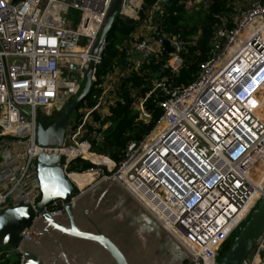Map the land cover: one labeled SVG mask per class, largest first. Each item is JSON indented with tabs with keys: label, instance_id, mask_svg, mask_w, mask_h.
Segmentation results:
<instances>
[{
	"label": "built area",
	"instance_id": "1",
	"mask_svg": "<svg viewBox=\"0 0 264 264\" xmlns=\"http://www.w3.org/2000/svg\"><path fill=\"white\" fill-rule=\"evenodd\" d=\"M112 1L0 0V211L40 199L39 114L55 110L62 69L76 66L69 87L75 95L92 59V104L73 112L75 121L71 124L70 119L60 148L65 173H73L67 167L77 159L90 161L93 167L74 173H97L92 182L114 178L186 248L193 264H218L223 244L264 196V99L259 92V85L264 86V0H232L236 17L230 26L225 17L215 25L210 55L188 85L168 83L184 63L179 34L160 28L168 0H156L143 15V0H122L119 15L139 21L126 64L96 77L105 40L95 56L90 52ZM70 7L81 11L75 27L67 19ZM161 40L169 42L171 52L164 53ZM162 54L167 58L159 71L147 77L150 90L133 105L138 119L148 123L151 115L144 101L160 91L161 115L145 135L126 141L119 161L96 153L92 146L101 144L99 136L109 126L101 121L116 99L108 83L116 76L118 82L132 73L140 76L143 65ZM86 154H99L106 161L93 163ZM47 209L51 214L64 210L60 200ZM35 236L29 225L17 244L0 248V259L15 255L24 264L20 243ZM263 247L264 232L243 264H256Z\"/></svg>",
	"mask_w": 264,
	"mask_h": 264
},
{
	"label": "water",
	"instance_id": "2",
	"mask_svg": "<svg viewBox=\"0 0 264 264\" xmlns=\"http://www.w3.org/2000/svg\"><path fill=\"white\" fill-rule=\"evenodd\" d=\"M122 0H113L91 55L111 30ZM164 53L172 51L161 40ZM94 61L88 63L79 93L48 126L37 122L36 138L41 192L34 205L9 206L0 211V248L15 245L29 225L35 238L22 240L24 264H193L189 252L117 180H97L82 192L69 179L60 148L73 112L91 89ZM88 140L94 142V136ZM99 140H104L100 135ZM60 200L62 214H51V202ZM264 232V196L235 235L218 264H243Z\"/></svg>",
	"mask_w": 264,
	"mask_h": 264
},
{
	"label": "trees",
	"instance_id": "3",
	"mask_svg": "<svg viewBox=\"0 0 264 264\" xmlns=\"http://www.w3.org/2000/svg\"><path fill=\"white\" fill-rule=\"evenodd\" d=\"M155 1L143 0L139 14L143 15V11L149 10ZM188 1L192 0H168V3L164 6V14L161 18V30L167 33L179 34L184 44L182 51L183 66L177 75L168 77V83L172 85H188L195 79L200 63L205 61L210 55V40L215 25L222 18H228L229 12L232 10V0H206V8L196 12V20L191 23L190 21L193 19L190 18L191 15L185 8V3ZM231 24L230 22L228 26ZM138 25L139 21H135L132 18L119 14L116 16L111 30L105 36L101 61L96 65L97 78L112 71L115 66L118 68L125 66L131 33ZM166 58L167 55L165 54L159 55V58H152L148 64L143 65L140 69V76L132 73L119 81L116 99L109 108L110 115L104 117L101 121V124L111 122L110 124L113 123V126L111 129V126H108L109 128L107 127L103 131L104 140L101 144L92 146L94 151L96 149V153L107 155L114 161H119L122 158L121 151L125 147L126 141L140 138L161 115L162 111L158 105V100L162 99L160 91L152 93L144 101V107L151 115V120L148 123L138 119V111L133 105L136 98H143L150 90V82H147V77L151 73L159 71L160 65ZM159 73L163 75L167 72L162 71ZM134 91L135 93H133ZM93 92L94 88L91 87L89 93L75 111L85 104H92L91 97ZM94 116L97 120L98 115L94 114ZM51 122L49 121L45 126H48ZM99 154H86V156L91 158L93 163L99 164L106 161L105 157L103 158ZM90 167H93L90 161L77 159L70 163L67 167V172H81ZM231 242L232 240L230 239L223 244L219 251L220 257L228 249ZM0 264H18V260L15 255H11L8 258L0 259Z\"/></svg>",
	"mask_w": 264,
	"mask_h": 264
},
{
	"label": "rangeland",
	"instance_id": "4",
	"mask_svg": "<svg viewBox=\"0 0 264 264\" xmlns=\"http://www.w3.org/2000/svg\"><path fill=\"white\" fill-rule=\"evenodd\" d=\"M206 5H207L206 0H192V1H188L186 3L185 8L187 9L188 13L191 15L190 18L193 19L192 21H190L191 23H193L196 20L195 13L198 12V11H201V10L205 9L206 8ZM236 15H237V5L236 6L235 5H232V10H231V12H229V17L227 18V20L228 21L233 20L236 17ZM80 16H81V11L80 10H78L76 8H73V7H70L69 8V10L67 12V19H68V22L71 24L72 27H75L76 25H78V23L80 21ZM254 26L255 25H253V27ZM83 41H84V39L81 38L80 39L79 46H82ZM75 68H76V66L74 64H72L70 71L67 70L66 68H63L62 69V71H61V77H60L61 86H60L59 99L56 101L55 110L52 111L48 116H44L43 114H39V119H40V121L42 122V124L44 126L49 121H53L58 114H61V112L63 111V109L74 98V95L70 92L69 87L72 85L73 80L76 78V75L73 74V72L75 71L74 70ZM118 79L119 78L116 76L115 79H114V81L111 82V84L108 83V85H110V88H111V90H110L109 93L111 94V96H113L112 98H116V93L115 92H117L118 85H119ZM82 84H83V82H82ZM81 87H82V85L79 86V89ZM75 117H76V113L71 118V121H70L71 124L75 121ZM107 123L110 124L111 122H107ZM112 126H113V123L109 125L110 129L112 128ZM147 131H145L142 135H145ZM142 135H141V137H142ZM95 151H96V149H95ZM121 152H122V157H123L124 154H125V148H123V150ZM108 158L111 159L110 157H108ZM93 166H94V164H93ZM93 183H95V182H92V183L88 184L83 189L88 188ZM248 218L235 230V232L233 233V235L228 240H230V239L233 240V238L235 237V235L239 232L240 228L245 224V222L248 220ZM5 247H7V246H5ZM252 251L250 252V254L252 253ZM248 256H247V258H248Z\"/></svg>",
	"mask_w": 264,
	"mask_h": 264
},
{
	"label": "bare ground",
	"instance_id": "5",
	"mask_svg": "<svg viewBox=\"0 0 264 264\" xmlns=\"http://www.w3.org/2000/svg\"><path fill=\"white\" fill-rule=\"evenodd\" d=\"M127 13H131L129 9L126 10ZM264 172V167L261 169ZM97 173H69V179L72 183L79 189H83L88 184L92 183V180L96 177ZM135 186V185H134ZM141 195V193L139 192Z\"/></svg>",
	"mask_w": 264,
	"mask_h": 264
},
{
	"label": "crops",
	"instance_id": "6",
	"mask_svg": "<svg viewBox=\"0 0 264 264\" xmlns=\"http://www.w3.org/2000/svg\"><path fill=\"white\" fill-rule=\"evenodd\" d=\"M259 92H260V98L264 99V86L259 85ZM260 117L261 119H264V101L261 105ZM255 262L256 264H264V247Z\"/></svg>",
	"mask_w": 264,
	"mask_h": 264
},
{
	"label": "flooded vegetation",
	"instance_id": "7",
	"mask_svg": "<svg viewBox=\"0 0 264 264\" xmlns=\"http://www.w3.org/2000/svg\"><path fill=\"white\" fill-rule=\"evenodd\" d=\"M85 190V189H84Z\"/></svg>",
	"mask_w": 264,
	"mask_h": 264
}]
</instances>
